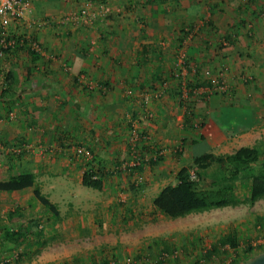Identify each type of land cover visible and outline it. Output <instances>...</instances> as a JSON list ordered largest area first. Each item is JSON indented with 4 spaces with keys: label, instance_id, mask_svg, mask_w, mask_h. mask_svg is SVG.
<instances>
[{
    "label": "crops",
    "instance_id": "0c3cea01",
    "mask_svg": "<svg viewBox=\"0 0 264 264\" xmlns=\"http://www.w3.org/2000/svg\"><path fill=\"white\" fill-rule=\"evenodd\" d=\"M77 7V0H32L26 16L31 28L22 21L9 25L16 42L0 57V197L10 194L15 201L5 209L4 223L7 212L31 214L34 202L41 216L37 228L48 223L54 229L59 208L56 217L44 211L32 191L55 204L50 199L60 183L67 187L75 180L80 186L90 167L101 175L99 191H113L112 168L128 157L133 133L146 137L141 148L160 149L154 165L132 170L133 180L151 170L157 174L149 180L157 186L162 175L175 181L186 155L251 146L259 135L250 142V132L260 121L264 125L262 119L253 125L264 113V0H110L103 16L88 10L89 22H58ZM27 34L38 52L27 47ZM177 61L183 73L175 76ZM244 72L255 80H237ZM78 75L94 87L79 83ZM222 78L229 93L208 90ZM78 146L90 153L89 160L75 152ZM164 181L147 197L149 203ZM99 204L85 208L90 215L97 209L106 215L107 199ZM139 208L133 201L127 213ZM105 224L102 230L114 229V236L101 234L95 242L116 250L136 242L110 221ZM81 227L73 225L77 233ZM153 244L145 245L147 251L136 245L131 261L155 264L160 249Z\"/></svg>",
    "mask_w": 264,
    "mask_h": 264
},
{
    "label": "rangeland",
    "instance_id": "374dc122",
    "mask_svg": "<svg viewBox=\"0 0 264 264\" xmlns=\"http://www.w3.org/2000/svg\"><path fill=\"white\" fill-rule=\"evenodd\" d=\"M227 72L228 69L225 73H222V77L226 76ZM234 77L237 78L236 76ZM243 77L247 81L255 80L252 76H249V73L245 72L238 74L239 79L237 80L242 81ZM256 77L257 82L261 85V78ZM259 91L260 88L254 92L259 93ZM261 92L264 94V90L261 89ZM261 96L263 97L262 94ZM262 101L264 102V99ZM263 117L264 113L261 111L260 114H257V119H253V125H256V120L262 119L264 122ZM258 124L257 130L254 129L253 132H250V142L253 137L257 136V133L259 137L256 140H264V125H261V121ZM182 164L190 167V157L188 155L185 156ZM189 172L192 173L190 168ZM151 174L155 175L157 173L151 172V170L148 171L147 175L139 173V179L137 180L135 177V182L133 180L135 173H128V171L116 173V176L112 177V180L116 182H108L109 185L115 188H113V191L107 190V192H100L82 185L78 186L75 180L66 183L67 187H64L61 182L59 187L54 190L56 195H52L50 199L59 208L60 220L57 222L59 229L57 226L51 229L48 227V223H46L47 226L43 224L41 227L42 235L38 238L36 236V238L33 237L38 244L33 242L25 250L26 254L19 260L16 259V252L20 250V247L17 248L11 246L8 242H3L2 245L0 244V261H4L2 264H57L70 256L79 255L87 264V260L92 254H95L100 247H105L104 255L109 257L113 254L114 260L121 264L134 258L136 245H141L143 250L147 251L145 245L150 244L151 246L154 243L153 247L160 249L161 243L159 239H162L166 241V245L169 248L168 252L173 249L179 250V256L172 261V264H185L194 259L198 248L200 249L202 245L209 246L215 237L225 233L231 227L237 230L238 240L241 241L237 248L238 255H242V246L245 243H249V245L257 249V246L260 245L258 243H261L264 239V198L256 200L251 205L241 201L247 193L246 184L236 187L237 203L234 206L191 213V215L182 218L167 219L149 206L150 203L147 197L161 186V180L165 179L162 184H172L174 181L171 180L172 178L169 179L167 175H162L157 186H153L154 183L149 180ZM202 183L204 184L205 180H202ZM140 191L143 193L141 196L138 195L141 193ZM104 198L107 199L109 205L107 214H101L98 212L100 209H97L96 213L90 215L85 208L89 206L86 205L94 203L96 208H98L99 202ZM131 198L135 204L138 203L140 208L139 211L129 215L127 209L133 202ZM14 201L10 199V194H4V196L0 197V226L2 224L9 225L10 223L12 226H16L18 223L23 222L20 219L27 216L30 217V215L41 218L36 213V209L39 208H37L36 203L32 202L28 206L31 214L24 215V213H20L19 217H13L12 222H2V219L5 220V209L13 207ZM23 206L21 207L23 208ZM17 207L20 206L17 205ZM67 217H69L68 221ZM258 219H260L261 225H258ZM109 221L112 223L111 227L116 226L117 229L130 233L129 235L136 242L128 244V247L119 250L109 246H102L99 242H95V237L98 238L101 234L109 233L114 236V229L102 230L103 224L106 225L105 222ZM69 223L70 225L72 224V228L68 226ZM74 224H79L80 227L83 225L78 233L73 229ZM90 227H93L94 230L91 231ZM127 259L129 260L127 261Z\"/></svg>",
    "mask_w": 264,
    "mask_h": 264
},
{
    "label": "trees",
    "instance_id": "16d2710c",
    "mask_svg": "<svg viewBox=\"0 0 264 264\" xmlns=\"http://www.w3.org/2000/svg\"><path fill=\"white\" fill-rule=\"evenodd\" d=\"M146 1L160 2L163 0ZM158 159V157L155 160L149 159L145 164L151 167ZM141 166H135L128 172L140 171ZM189 166L180 167L174 174V183L165 184L150 199V206L164 218L175 219L190 213L234 206L237 203L235 189L242 184H246L247 193L241 201L251 205L256 200L264 198L263 139L257 140L251 146H239L230 153L215 154L211 151H202L193 154ZM189 168L192 173L189 172ZM202 180H205L204 184ZM80 184L100 190L102 179L99 170H93L91 167L85 169L81 174ZM32 194L44 211L55 217L58 216L56 204L50 202L37 189H34ZM19 213L20 211L7 212L8 222L13 219L14 214V217H19ZM38 220V217H33L24 222L20 221L21 223L16 226H12L11 223L9 225L2 224L0 226V244L8 242L11 246L20 247V250L16 252V259L19 260L26 254L25 250L33 242L38 244L36 239H33V237L38 238L42 235V229L36 228ZM257 222L258 225L262 224L260 219ZM159 242L161 243L160 251L168 252L166 241L159 239ZM240 242L237 230L231 227L225 233L215 237L205 251L201 252L198 248L194 259L189 264H200V259L204 261L202 264H239L251 255L264 250V240L258 243L260 245L257 246V249L249 243H245L242 246V255H238L237 248ZM104 250L105 247H100L95 254L88 258L87 264H119L114 260L113 254L106 257ZM136 258L135 254L133 259ZM2 262L4 261H0V264ZM57 264L86 263L79 255H73ZM121 264H136V262L128 261Z\"/></svg>",
    "mask_w": 264,
    "mask_h": 264
},
{
    "label": "built area",
    "instance_id": "2783aa9c",
    "mask_svg": "<svg viewBox=\"0 0 264 264\" xmlns=\"http://www.w3.org/2000/svg\"><path fill=\"white\" fill-rule=\"evenodd\" d=\"M110 0H77V11L70 12L65 16H62L58 19V22L61 24L66 23L67 21H83L89 22L88 19V10L90 8L94 9V14L98 16H103L106 13L108 3ZM32 11V0H0V57L5 55V51L8 48H11L15 44V39L11 36L9 31V25L15 21H22L25 28L29 30L32 26L33 21H26V16ZM263 13H259L261 17ZM227 41L221 39V44L226 45ZM26 45L32 52H38L40 47L35 39L31 37L30 34L26 35ZM183 73L181 68V61H177L175 64L174 75L178 76ZM77 81L86 85L87 88H92V85L89 81L83 80L82 75H78ZM214 81V80H212ZM242 81H247L246 78H242ZM186 85L183 83L181 85V91L186 92ZM197 88L193 89V92L197 93ZM208 90L216 91L218 93H229L230 86L222 78L221 80H216ZM146 139L145 136H139L137 133H133L129 138V155L126 160L119 162L112 168L114 173H124L129 171L132 167L143 165L148 162L149 159L155 160L156 157L160 154V149L156 147L149 146L148 149L141 148L143 142ZM19 151L17 147L16 152ZM75 152L83 156L84 159L89 160L91 155L83 147H75ZM192 176V175H191ZM139 177H137V180ZM264 240V239H263ZM262 240V241H263ZM208 246L202 245L199 250L201 252L205 251ZM179 256V250L173 249L171 252L159 251L154 257L155 264H171V261L176 259ZM128 261V259H127ZM200 264L204 261L203 259L199 260Z\"/></svg>",
    "mask_w": 264,
    "mask_h": 264
},
{
    "label": "water",
    "instance_id": "95a60500",
    "mask_svg": "<svg viewBox=\"0 0 264 264\" xmlns=\"http://www.w3.org/2000/svg\"><path fill=\"white\" fill-rule=\"evenodd\" d=\"M239 264H264V250L251 255Z\"/></svg>",
    "mask_w": 264,
    "mask_h": 264
}]
</instances>
